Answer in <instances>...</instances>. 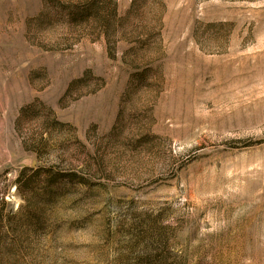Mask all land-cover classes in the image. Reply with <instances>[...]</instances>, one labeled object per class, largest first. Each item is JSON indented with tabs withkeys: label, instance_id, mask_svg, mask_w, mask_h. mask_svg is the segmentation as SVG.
I'll list each match as a JSON object with an SVG mask.
<instances>
[{
	"label": "rangeland",
	"instance_id": "rangeland-1",
	"mask_svg": "<svg viewBox=\"0 0 264 264\" xmlns=\"http://www.w3.org/2000/svg\"><path fill=\"white\" fill-rule=\"evenodd\" d=\"M0 264H264V0H0Z\"/></svg>",
	"mask_w": 264,
	"mask_h": 264
}]
</instances>
